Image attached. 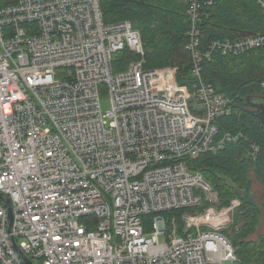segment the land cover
<instances>
[{"label": "built area", "instance_id": "2783aa9c", "mask_svg": "<svg viewBox=\"0 0 264 264\" xmlns=\"http://www.w3.org/2000/svg\"><path fill=\"white\" fill-rule=\"evenodd\" d=\"M186 3L194 104L171 67L113 72L117 53L145 50L130 21L105 23L101 0H0V264H239L222 232L240 202L218 206L188 161L242 138L219 137L234 101L203 80V58L264 47V33L201 53L217 0ZM185 209L179 233L164 214Z\"/></svg>", "mask_w": 264, "mask_h": 264}, {"label": "trees", "instance_id": "16d2710c", "mask_svg": "<svg viewBox=\"0 0 264 264\" xmlns=\"http://www.w3.org/2000/svg\"><path fill=\"white\" fill-rule=\"evenodd\" d=\"M186 1L101 0L105 23L130 21L140 32L144 44V59L127 48L117 53L113 59V72L125 70L142 59L149 70L177 67L179 85L191 87L195 84L191 72L192 57L187 50L190 27ZM200 28V51L206 53L214 41L264 33V14L253 0H217L213 7L205 10ZM201 76L219 94L234 101V112L219 119V137L233 133L242 134V138L217 154L208 153L189 160L188 165L202 173L218 192L221 207L230 205L232 199H239L236 224L241 222V227L236 230L235 224L230 231L224 229L222 232L234 246L239 264H264V235H259L257 240L251 239L258 229L264 206L259 208L250 194H242L250 185V171L264 185V128L247 104L249 97H264V47L239 56L215 53L210 58H203ZM189 212L192 211L185 209L164 216L168 221L176 217L180 227L183 215ZM143 220L149 227L153 216Z\"/></svg>", "mask_w": 264, "mask_h": 264}, {"label": "rangeland", "instance_id": "374dc122", "mask_svg": "<svg viewBox=\"0 0 264 264\" xmlns=\"http://www.w3.org/2000/svg\"><path fill=\"white\" fill-rule=\"evenodd\" d=\"M2 1H3L4 5H6V2H11L12 0H2ZM171 68L176 70L175 72H176V75H177L178 68L177 67H173V66ZM178 86H179L180 90H182L183 92H185L188 95L189 102L194 104L195 103V93H196L195 84L192 83L191 87H189L187 85H179V84H178ZM102 105H103L104 109L107 108V98H103L102 99ZM242 194L243 195H249L250 194V196L252 197L253 202L259 208H261V209L263 208V206H264V185L257 178V176L255 175V173L253 171H250V185H248L247 189H245ZM231 201H239V199H232ZM218 206L221 207L220 200H219ZM228 206H224V207H228ZM238 214H239V208L235 210L234 216L232 217L230 223L225 227V230L229 229V231H230L232 226L236 224V220H237ZM172 220L175 222V225L177 227V231L179 233H183V225H184L183 217H182V226H180V227H179L178 221H176V217H173ZM172 220L170 219L169 222H170V225L173 228ZM241 225H242V223L238 222V224L235 225V229L238 230L241 227ZM259 235L260 236L264 235V211L262 212V215L260 216L258 229H257L255 235L251 239H256L257 240ZM35 264H39V262H35Z\"/></svg>", "mask_w": 264, "mask_h": 264}, {"label": "water", "instance_id": "95a60500", "mask_svg": "<svg viewBox=\"0 0 264 264\" xmlns=\"http://www.w3.org/2000/svg\"><path fill=\"white\" fill-rule=\"evenodd\" d=\"M247 104L251 110V113L257 117L264 128V97L255 96L247 99ZM10 219H13L10 202L7 201ZM26 264H33L23 253H20Z\"/></svg>", "mask_w": 264, "mask_h": 264}, {"label": "bare ground", "instance_id": "6f19581e", "mask_svg": "<svg viewBox=\"0 0 264 264\" xmlns=\"http://www.w3.org/2000/svg\"><path fill=\"white\" fill-rule=\"evenodd\" d=\"M213 7V6H212ZM189 25V24H188ZM145 56V55H144ZM143 59H144V57H143ZM114 62V61H113ZM114 71V70H113ZM176 71V70H175ZM196 86V85H195ZM196 90V89H195ZM224 118V117H223ZM221 119V118H220ZM236 133H238V132H236ZM229 228V227H228Z\"/></svg>", "mask_w": 264, "mask_h": 264}]
</instances>
